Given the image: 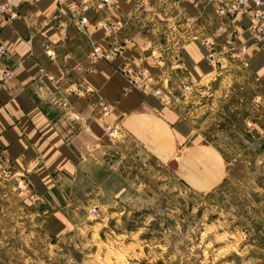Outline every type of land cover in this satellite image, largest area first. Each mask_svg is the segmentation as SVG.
I'll return each instance as SVG.
<instances>
[{
  "label": "crops",
  "instance_id": "obj_1",
  "mask_svg": "<svg viewBox=\"0 0 264 264\" xmlns=\"http://www.w3.org/2000/svg\"><path fill=\"white\" fill-rule=\"evenodd\" d=\"M204 2L112 0L101 9L98 0H21L15 19L0 14V39L14 69L0 88V166L25 182L53 234L76 225L77 185L95 174L120 138L141 146L158 165L172 166L171 174L194 189L214 190L224 181L227 163L205 133L124 74L142 69L151 87L215 86L217 100L204 101L203 114L220 106L231 88H245L236 85L238 70L245 69L262 88L255 99L264 105V45L251 31L253 18L238 12L223 20L220 33L230 29L234 39L211 37L215 48L210 38L192 34ZM180 31L189 36L178 44ZM92 44L121 49L111 61L92 60Z\"/></svg>",
  "mask_w": 264,
  "mask_h": 264
},
{
  "label": "rangeland",
  "instance_id": "obj_2",
  "mask_svg": "<svg viewBox=\"0 0 264 264\" xmlns=\"http://www.w3.org/2000/svg\"><path fill=\"white\" fill-rule=\"evenodd\" d=\"M221 1L205 0L192 20V34L210 38L215 48L211 37L225 43L230 30L225 36L219 30L226 20L216 12ZM182 31L178 44L189 36ZM238 73L236 85L245 88H231L203 114L201 104L217 100L215 86L147 87L220 150L227 176L217 189L190 187L171 174L172 166L120 138L77 185L76 225L53 234L25 182L0 166V264H264V105L255 99L263 90L247 70Z\"/></svg>",
  "mask_w": 264,
  "mask_h": 264
},
{
  "label": "built area",
  "instance_id": "obj_3",
  "mask_svg": "<svg viewBox=\"0 0 264 264\" xmlns=\"http://www.w3.org/2000/svg\"><path fill=\"white\" fill-rule=\"evenodd\" d=\"M61 2V0H57ZM112 0H98L97 7L103 9L110 6ZM21 4V0H3L0 1V14H6L10 20L15 19L18 15V9ZM219 16L229 20L238 12H245L251 15L254 20L251 31L257 40V43L261 46L264 45V0H223L216 9ZM85 17L79 19L78 28L81 30L82 25L85 22ZM113 25V23H111ZM226 42H230L234 39V31L227 30ZM121 47L119 45H111L108 49L102 48L99 44H92L90 56L92 60L105 59L111 61L115 55L120 52ZM244 49L240 50L242 54ZM8 49L6 45L0 39V88L4 86L14 74V69L7 62ZM124 74L128 77L133 85L140 86L142 88L149 87L147 75L144 74V70L133 69L131 67L124 71ZM154 94L165 99L158 89L153 90ZM34 198L32 194L30 196Z\"/></svg>",
  "mask_w": 264,
  "mask_h": 264
}]
</instances>
